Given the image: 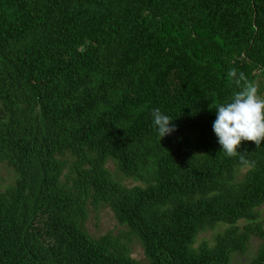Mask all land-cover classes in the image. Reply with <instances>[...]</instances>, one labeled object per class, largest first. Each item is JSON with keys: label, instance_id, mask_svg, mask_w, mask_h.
<instances>
[{"label": "trees", "instance_id": "obj_1", "mask_svg": "<svg viewBox=\"0 0 264 264\" xmlns=\"http://www.w3.org/2000/svg\"><path fill=\"white\" fill-rule=\"evenodd\" d=\"M249 84L264 0H0V264H264V141L213 131Z\"/></svg>", "mask_w": 264, "mask_h": 264}, {"label": "clouds", "instance_id": "obj_2", "mask_svg": "<svg viewBox=\"0 0 264 264\" xmlns=\"http://www.w3.org/2000/svg\"><path fill=\"white\" fill-rule=\"evenodd\" d=\"M240 79H244L243 73ZM212 108L216 116L213 131L227 156L238 155L244 141L255 142L257 146L264 141V96L258 94L254 85L235 91L229 100ZM150 116L152 127L161 139L177 130L174 120L159 108H154Z\"/></svg>", "mask_w": 264, "mask_h": 264}, {"label": "rangeland", "instance_id": "obj_3", "mask_svg": "<svg viewBox=\"0 0 264 264\" xmlns=\"http://www.w3.org/2000/svg\"><path fill=\"white\" fill-rule=\"evenodd\" d=\"M260 94V93H258ZM264 96V92L260 94ZM112 169H116V167L111 163L109 164ZM246 168L242 169L244 173ZM264 215V211H263ZM119 224L114 216V213L111 211L110 208H102L99 212H95L91 210L90 220L88 223V227L91 229L92 233L94 234H102L110 230H114L116 233L119 229ZM211 236V232L205 233L201 237H209ZM262 240L260 238H253L250 243V249L245 254H237L234 257V264H247L248 261L252 258L254 253L258 250L259 246L261 245ZM135 256L142 257V250L140 246L135 247Z\"/></svg>", "mask_w": 264, "mask_h": 264}]
</instances>
